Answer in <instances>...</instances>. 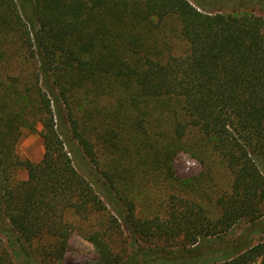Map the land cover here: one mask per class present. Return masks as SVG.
Instances as JSON below:
<instances>
[{
  "label": "trees",
  "instance_id": "trees-1",
  "mask_svg": "<svg viewBox=\"0 0 264 264\" xmlns=\"http://www.w3.org/2000/svg\"><path fill=\"white\" fill-rule=\"evenodd\" d=\"M251 12L215 11L203 0H0V233L6 240L3 245L0 236V264H17L11 242L22 247L45 233L63 236L69 227L64 221L67 209L87 215L103 203L75 167L71 150L65 149L72 142L56 90L64 97L71 88L91 84L104 90V76L123 91L133 87L141 100H179L184 117L177 115L174 137L196 129L210 139L233 180L231 192L218 199V219L204 223L198 217L194 223L186 210L178 214L180 222L184 218L183 230L193 224L186 229L190 246L158 248L166 254H155V248L135 242L125 258L103 264H256L258 259L264 264V239L255 244L226 241L236 224L264 226V17ZM170 17L180 22L178 32L188 46L183 54L168 49L164 37L155 38L165 34L162 25ZM16 50L37 59V74L50 99L33 105L35 122L43 126V156L36 162L17 159L28 177L9 186V151L22 135L20 111L30 106V96L25 102L20 77L9 64ZM75 138L85 155H94L89 137L75 133ZM112 139L104 136L102 141ZM104 186L113 208V215L105 211L108 218L116 226L132 222L124 205L115 208L120 198L112 187L107 182ZM169 214L173 219L167 223L178 222L175 211ZM89 238L101 245L97 236ZM214 242L224 245L216 248ZM60 244L65 247L64 240Z\"/></svg>",
  "mask_w": 264,
  "mask_h": 264
},
{
  "label": "rangeland",
  "instance_id": "rangeland-1",
  "mask_svg": "<svg viewBox=\"0 0 264 264\" xmlns=\"http://www.w3.org/2000/svg\"><path fill=\"white\" fill-rule=\"evenodd\" d=\"M203 2L207 7L215 8V11H252L251 13L264 17V0ZM162 26L165 34L155 38L164 37L168 42V49L173 53L183 54L188 46L179 35L178 19L170 17ZM9 40L13 41L11 36ZM12 46L16 47L14 41ZM14 54L9 64L20 77L19 91L25 102L29 94L30 106L26 105V110L20 111L22 116L18 123L23 125L22 135L15 148L9 151L13 156L9 158L12 162L10 178L5 182L9 186L28 177L26 166L19 161L36 162L43 156V126L41 122H35L33 105L42 106L50 99L42 84L43 78L37 74V59L31 55H28L30 58L20 55L17 50ZM101 79L104 90L101 87L95 89V85L91 84L83 89L71 88L65 97L59 88L56 92L65 108L68 138L74 144L71 147L66 145L65 149L71 150L75 167L93 184L103 203L94 206L87 215L67 209L64 221L69 227L64 230L63 236L45 233L22 247L20 243L11 242L17 264L111 263L117 258H125L132 251L135 242L144 248H155V254H166V251L158 248L173 251L192 244L191 234L186 229L193 224L190 223L183 230L181 222L184 218L180 222V211L186 210L189 214L187 218L194 223L196 218L200 221L198 217L205 218L203 222L206 223L208 219L214 221L221 215L218 199L231 192L232 172L223 156L212 147V141L199 134L196 129H190L180 139L174 137V121L177 115L184 117L183 104H179L176 98L168 97L141 100L135 95L133 87L123 91L110 78L104 76ZM67 82L71 84V81ZM75 133L90 138L93 156L87 153L85 155ZM104 136H113V139L111 142L102 141ZM14 160L18 162L14 164ZM6 174L4 172L2 176ZM104 182L120 198L115 203V208H119V204L124 205V213H131L132 222L116 226L108 218L105 211L113 215V208L108 205L111 196ZM170 211L176 212L178 222L167 223L173 219ZM1 215L0 212V218ZM3 220L10 225L7 217ZM142 222L143 226L140 224ZM247 225L246 222L234 225L226 235V241L245 240L255 244L264 239L263 225L248 228ZM2 235L0 233L4 245L6 240ZM90 235L97 236L101 245H96L89 238ZM61 239L65 241L64 248H61ZM213 245L220 248L224 244L214 242ZM260 260L255 263L258 264Z\"/></svg>",
  "mask_w": 264,
  "mask_h": 264
}]
</instances>
